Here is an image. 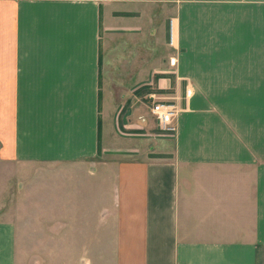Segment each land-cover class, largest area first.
<instances>
[{
    "label": "crops",
    "instance_id": "crops-1",
    "mask_svg": "<svg viewBox=\"0 0 264 264\" xmlns=\"http://www.w3.org/2000/svg\"><path fill=\"white\" fill-rule=\"evenodd\" d=\"M3 207L0 264H264V0H0Z\"/></svg>",
    "mask_w": 264,
    "mask_h": 264
},
{
    "label": "built area",
    "instance_id": "built-area-1",
    "mask_svg": "<svg viewBox=\"0 0 264 264\" xmlns=\"http://www.w3.org/2000/svg\"><path fill=\"white\" fill-rule=\"evenodd\" d=\"M170 43L174 41V23L170 22ZM176 63L175 58L169 60L170 66H174ZM191 94L190 90L186 91V95ZM144 99L147 100L150 107L151 114L155 118L157 128L159 132L165 135H173L176 133V119L178 116V107L174 102L167 101L161 98L157 90L152 89L150 92L144 95Z\"/></svg>",
    "mask_w": 264,
    "mask_h": 264
},
{
    "label": "trees",
    "instance_id": "trees-1",
    "mask_svg": "<svg viewBox=\"0 0 264 264\" xmlns=\"http://www.w3.org/2000/svg\"><path fill=\"white\" fill-rule=\"evenodd\" d=\"M150 91H151L150 88L143 87V88H141V89H139V90L136 91V95H138V96H144L146 93H148ZM165 157H167V156H165V155H155V158H165Z\"/></svg>",
    "mask_w": 264,
    "mask_h": 264
},
{
    "label": "rangeland",
    "instance_id": "rangeland-1",
    "mask_svg": "<svg viewBox=\"0 0 264 264\" xmlns=\"http://www.w3.org/2000/svg\"><path fill=\"white\" fill-rule=\"evenodd\" d=\"M2 193L4 194V192H3V191H2ZM3 194H1V197H3V196H4ZM2 195H3V196H2ZM3 210H4V207L0 209V213L4 212Z\"/></svg>",
    "mask_w": 264,
    "mask_h": 264
}]
</instances>
